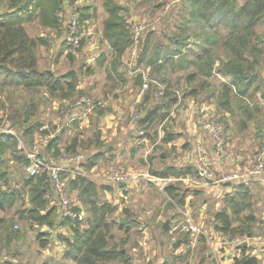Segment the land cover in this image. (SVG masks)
Masks as SVG:
<instances>
[{"label": "trees", "instance_id": "obj_1", "mask_svg": "<svg viewBox=\"0 0 264 264\" xmlns=\"http://www.w3.org/2000/svg\"><path fill=\"white\" fill-rule=\"evenodd\" d=\"M162 1L141 0V3L147 10L153 11L162 5ZM62 2L63 0H9L8 9L0 14V110L6 114L11 127L20 131L21 137H30V144L33 132L48 133L46 128H41L44 122L39 116V106L47 104L54 98L60 101L71 99L78 91V76L72 67L61 74H55L51 68L38 69L36 49L39 44H44L45 40L29 35L24 24L38 18L43 26H58L55 11H58L57 7H60L59 4L61 5ZM180 3L182 12H179L178 19L173 23L174 28L167 33L161 32L164 40H157L154 30L150 29L145 33L144 39L139 42L140 50L134 62L135 68L142 62L155 70L154 73H150L148 88L142 91L143 109L135 122L136 126L143 131L141 134L144 135L156 119H163L167 112L162 109L177 102L183 92L195 99L199 94L198 89L208 86L205 80L215 72L227 79L220 80L217 88L200 99L211 96L215 98L219 108L231 114V100L237 97L239 98L238 109L245 114L244 117L256 118L257 111H260L261 107L256 101L251 102L249 97L259 92V96L264 100V38L256 30L257 25L264 21V0H243L241 3H238V0H181ZM102 7L106 15L102 22L101 36L110 49V60L105 64L104 69L107 77H113L115 74L120 75L117 72V63L124 51L133 43L134 36L122 13L127 9L125 6L114 0H103ZM79 8L80 21L92 16L90 4ZM173 16L177 17V13ZM168 17V14L164 15L163 19L166 21ZM221 24L223 29L220 27ZM192 38L195 40H190ZM63 45L66 46L64 41ZM219 48L223 50L225 58L218 56ZM67 57L72 62L75 56L69 51ZM105 59L106 52H100L97 64L102 65ZM84 66L86 71L91 70L89 65L81 62L80 68ZM181 70H187L185 83L189 88L177 94L170 75ZM191 81L195 83L189 84ZM160 85L163 90L157 98L155 95ZM139 87L141 88V85ZM39 92L42 94L37 97ZM97 112L96 118L102 114L101 110ZM262 114L264 123V113ZM77 121L72 120L68 123L75 126ZM65 128L66 126H61L56 134L50 136L45 149L52 148L55 153L60 154L58 142L65 133ZM226 128L227 126L225 130ZM25 142L27 143V140ZM100 144L96 133H92L86 145H83L79 133H76L69 140L64 141L63 152L74 154L81 145L98 147L101 146ZM103 152L105 150L84 154V161L81 164L86 168L93 167L96 159ZM36 154L37 157L42 156L40 153ZM11 160L22 165L30 162L26 152L18 146L15 134L0 129V181H2L0 182V207L5 199L19 194L18 189L9 184L8 169L11 167L9 164ZM151 171L158 176L196 175L195 168L191 166L179 168L168 166ZM178 183L169 182L164 186L168 196L167 203L170 206H175L173 203L184 204L186 194L190 191L193 194L200 192L198 188L186 189V187H180ZM22 185L28 186L27 192L31 206L24 207L19 213L20 216L24 215L38 225L53 228L58 225H67L71 229L70 237L64 234L57 235L58 240L63 243V258L69 259L73 264H108L117 259L126 262L127 256L123 249L109 244L114 239L112 229L115 223L109 220V215L115 206L109 201L98 199L96 183L90 177L75 174L67 178L66 189L77 191L84 211L88 212L85 226L82 228H80L79 214L81 208L75 204L70 207L72 216L60 215L58 221L55 219L56 201L51 198L52 204L47 202V196L54 197L47 168L34 176L28 174L23 176ZM110 187L109 184H99V189L106 190ZM236 189L233 193L227 192L222 200L223 207L214 211V227L228 236L253 235L254 217L251 213H246L244 219L237 224L234 223L239 213L250 208L251 204L249 188L239 183ZM163 220L157 224L161 233L166 231L162 228ZM0 222H2L1 218ZM116 224L120 229L125 221L119 219ZM17 228L16 225L15 229ZM128 228L127 223L125 229ZM48 234V231L38 234L41 247L46 246ZM203 238V236L199 238L201 242ZM181 242H187L186 235L178 239V244ZM238 249L240 254L233 256V264H259L257 257L247 252V246L241 245Z\"/></svg>", "mask_w": 264, "mask_h": 264}, {"label": "rangeland", "instance_id": "obj_2", "mask_svg": "<svg viewBox=\"0 0 264 264\" xmlns=\"http://www.w3.org/2000/svg\"><path fill=\"white\" fill-rule=\"evenodd\" d=\"M114 1H120L121 4L127 8L125 11H122V13L126 18L129 27H131V25L135 22L144 25V29L141 34L137 39L133 40V43L124 51L120 57L119 63H117V70L120 75L115 74L112 78H109V80H116L115 83L117 82L114 86H111L112 89L116 88V91H114L115 94H121L124 91L121 90L122 86L119 84V82L123 79L126 80V76H129V66H133L136 60L140 50L139 42L144 39L145 33L150 29L154 30L157 40H162L163 38L161 37V32H168L174 28L173 23L178 19V14L179 12H182V8L180 3L181 0H163L162 5L153 11L147 10L145 6L142 5L141 0ZM242 1L243 0H238V3H241ZM8 2L9 0H0V14L6 12L8 9ZM85 4L91 5L92 10H90L92 16L80 21V23L86 27L87 34L83 38L80 47L76 49L74 53L72 52L75 57L71 62V60L67 57V52L70 50L67 46H62V39L66 31L69 16L73 13L79 15L78 8ZM102 4L103 0H63L61 5L59 4L60 7H57L58 11H55V15L57 16L59 23L58 26H43L38 18H34L31 21L24 23L29 35L38 38H44L45 40V43L39 44L36 49L39 70L51 68L55 74H61L72 67L78 76V91L71 99H62L60 101L58 98H54V100L49 101L47 104H41L39 106V116L44 122L41 128H46L48 133L42 134L37 131L33 132L31 136V144L30 137H21L20 131L11 127L6 114L0 110V129L15 134L18 141V146L23 148L24 152H26V155L29 152L34 154L40 153L42 156L37 157L34 155V158L40 160L44 164L49 165L52 162H56L63 153L64 141L69 140V138L76 133H79V138L82 139L83 145L87 144L92 133H96L99 137V141L101 142V146L98 147L95 145L83 147L81 145L77 148V152L86 155L89 152L91 153L105 150L106 99L104 66L108 60H110V49L106 45L105 40H102L101 36L102 22L106 15ZM176 13L177 17L173 16V14ZM167 14L169 15V20L165 22L163 17ZM220 27L223 29L222 24ZM256 30L260 32L264 38V21L257 25ZM190 40L194 41L195 39L192 38ZM39 41L41 42L40 39ZM133 47H135V54L131 53ZM102 51L106 52V59L102 65H98L96 56ZM217 51V54L220 58L226 57L221 48H219ZM91 52L92 55L90 54ZM81 62H84L86 65L88 64L91 67V70L86 71L85 66L80 68ZM132 69V72L134 73L137 70L135 67ZM141 69L143 68L138 66V70L140 71ZM154 72V69L149 70V73ZM186 72L187 70H181L170 75V80L173 81V87L176 89L177 94H180L182 91L188 90L189 88L187 83H185ZM226 79L227 77L221 76L215 72L211 77L205 80L208 86L202 88L201 90L198 89L199 94L194 100L198 101L200 98L206 97V95L210 94V91L217 88L220 80ZM175 81L178 83H174ZM194 83L195 81H191L189 84ZM23 94L25 93L23 92ZM39 94H42V92H39L37 97ZM155 96L157 97V94ZM80 97H89L93 100H100L103 103V106L97 109L87 118L79 119L76 123L77 125L75 126L66 122L68 125L67 128H70L69 130L67 129L65 131L60 142H58V148L61 150L60 154L55 153V150L52 148L45 149V144L47 143V140L50 138V136L52 134H56L63 123H65L63 120H66L67 117L66 113L68 103L73 102ZM249 99L251 102L256 101V103H258L261 107V110L257 111L258 116L256 118L247 119L244 117L245 114H243L238 109L239 98L237 97L231 100V114L229 112L226 113V111L219 108L215 102V98H212L209 101V97L204 98V101L206 100L207 102L205 101L201 107V111L198 110L200 114L198 115L197 120L201 122V126L202 123L210 119L219 120L223 125L225 124V127L227 126L226 129L229 128L230 124L233 126V133L229 131L228 134V130L224 129V137L226 142L224 152L221 155H217L220 157L228 154V161H230V159L232 160L234 151L237 152L240 150V147H247V151L249 150L248 147H250L251 149L249 153L250 156L252 155V158L258 149H264V123L262 119V113H264V100L259 96V92L252 94ZM60 102H62V104H60ZM99 110L102 111V114L96 118L98 113L97 111ZM129 113V117H126L125 119L126 123L127 121L133 122L132 116L134 114L137 113L138 116L140 115V111L138 110L130 111ZM227 119L228 121L231 120L229 122L230 124H228ZM173 124H176V128L177 126H180V122H173ZM203 130L205 131L204 128ZM205 133L207 134L206 131ZM138 134L142 135L139 132ZM207 138L209 139L208 142L211 144L210 138ZM25 140H27V143ZM156 149L160 150L161 148L157 146ZM70 154L71 153H69V155ZM129 158V160L133 159L131 156ZM9 164L11 165V167L8 169L10 176L9 184L11 187L18 189L19 194L14 195V197H7L8 199H5L3 201L2 207H0V218L2 219V222H0V264H73L69 259L62 257L63 243L57 238L58 234H64L68 237L72 236V231L67 225H58L56 227L54 226V228L48 227L46 225H38L26 218L24 215H19L20 211L24 207L31 206L27 192L28 186L22 185V178L27 174L26 167L28 164L22 165L13 160L9 161ZM117 164L123 165L129 170H147V167L145 165L143 166L142 161L139 159L133 160L132 163L123 160L113 162L106 161L104 152L98 157V159H96L93 167L86 168L81 164V168L84 170V175L90 177L96 183V195L98 199L109 201L110 204L115 206V209L109 215V220L115 221L112 229L114 239L109 244L123 249L127 259L126 262H123L121 259H117L108 262V264H220V261L225 257L224 255L223 257L221 256V253L225 254V250L222 246H225L227 250H229V247H233L231 249L232 251L230 250L233 253L235 250L237 251L243 242L248 243L249 240L253 238V236L256 237L260 235L258 224L261 223L264 225V218H261L260 216V211L264 210V185L260 188L259 186H255L250 189V208L239 213L238 218H236L234 221V223L237 224L241 221V219H244L246 213H251L254 217V221L252 222L253 235L248 236V234H244L245 236L243 242L239 245H234L228 240L230 236L222 234L214 227L215 219L213 217V213L215 210L223 207L222 200L227 192L221 194L220 203L216 207H214L215 200L207 199L206 196L202 197L201 194H194L193 196L192 191L189 192V197L186 199L184 204L180 205L178 203H173L175 206H170L167 203L168 199L166 198H168V196L164 191V187L160 188V190H156L153 186L146 184L148 186L147 189L143 191L142 187L140 190L136 189V184L139 183L142 186L144 183L140 182V178L142 177L141 173H138L139 175L136 178L134 186H127V184H124L125 187L121 186L120 188L118 185H116V183L106 181L103 177L105 171L111 166ZM155 164L159 165L160 163L155 161ZM47 165L41 166L39 172L47 168ZM249 165L251 166L250 168H252L254 166L253 161H250ZM235 169V164L232 167H230V165H225L224 168L216 171V174L218 177H220L221 175ZM133 172L136 173L135 171ZM179 183L180 187L187 185L191 186L193 189L201 188L200 185L189 184L188 181H184L182 179L179 180ZM99 184H109L111 187L110 189L106 190L99 189ZM224 184L210 181L208 186H221ZM67 191L70 203L81 208L79 214L81 220L80 228H82L85 226V218L88 215V212L86 210L84 211V206H82L81 202L79 201L77 191L71 189H68ZM51 198L53 197L47 196L48 204H52ZM203 198H206L208 203L204 208H201L200 203L203 202H201ZM157 203L160 205L158 212L161 211V219L158 222L155 220H149L145 212L147 210L148 214L150 215L154 213V206ZM169 212H174V218L171 220L169 219V223L166 228L167 232L161 233L157 223H159L164 218L165 220L169 218ZM182 212H186L199 226L200 231L202 232L198 237L196 245L191 248L186 247V243L184 242L179 244L177 243L175 246H173L175 240H178L179 238H176L177 235L170 234L168 231V227L173 220H181L183 218ZM60 215H62L61 209L57 207L55 210V219L57 221ZM119 219H124L125 224H129V228L125 229V224L122 225L120 229L117 228L116 221ZM145 221L148 222V225L146 226L144 225L145 223H143ZM13 224L17 225L18 228L15 229ZM14 230L17 231L15 232ZM45 231L49 232L47 235L48 241L45 247H41L39 245L40 237H38V234ZM214 231H218V234H213ZM201 236L204 237L202 242L199 239ZM254 247L256 248V253H259L258 244L253 245V248ZM251 250L252 243L249 248L250 254L252 253ZM163 254L167 257V260H165L164 263L161 261V256ZM257 259L259 264H264V261L261 260V258ZM230 264H233V260L230 262Z\"/></svg>", "mask_w": 264, "mask_h": 264}, {"label": "crops", "instance_id": "obj_3", "mask_svg": "<svg viewBox=\"0 0 264 264\" xmlns=\"http://www.w3.org/2000/svg\"><path fill=\"white\" fill-rule=\"evenodd\" d=\"M166 2V1H165ZM121 4V2L119 1ZM80 12V8H78ZM169 20V18H168ZM166 20V21H168ZM165 21V22H166ZM167 33V32H164ZM169 35H171L169 33ZM64 40L62 39V42ZM92 55V52L90 53ZM99 54L96 56V61L98 59ZM84 63V62H83ZM86 65V64H85ZM88 65V64H87ZM138 66L142 68H147L150 70L148 66H145L142 62L139 63L136 67V71L138 70ZM129 76H126V80H121L119 84L122 86L121 94H115L116 88L114 86L116 80H109L105 73V99H106V107H105V160L109 162L123 160L129 161L132 163L133 160L142 161V165L147 167V170L141 169H132L136 173H141L142 177L140 178V182H144L142 186L138 183L136 184V189L140 190L142 187V191L147 189L148 186H153L156 190H160L158 184L162 183L163 178H171L169 182H179L180 177H175L172 175L169 176H158L152 173L151 170H161L168 166H174L175 168L191 166L195 168V160L197 155V147H202L212 162L216 171H219L221 168H224L225 165H230L232 167L234 164L236 166L237 171L243 172L246 169L250 168V161H253L254 158L250 156V147L247 151L246 148H239L237 152L234 151V156H232V160L228 161L229 156H217L213 150V147L208 142V136L203 130L201 126V122L197 120L198 115L200 114L201 107L205 103L204 99H199L195 101L191 95H185L183 92L180 95V98L177 102L172 103L168 108H163L162 111L167 112L163 119L154 121L151 127L148 129V133H144V135L138 134L140 130L135 122L125 121L126 117H129L130 111H141L142 101H143V90L139 87L138 84L134 82L135 73L132 72V68L135 67L129 66ZM118 72V70H117ZM119 73V72H118ZM111 81V82H110ZM78 86V85H77ZM213 97H209V101ZM208 101V99H207ZM206 101V102H207ZM199 110V111H198ZM196 118V120H195ZM229 119V118H228ZM227 119V121H228ZM231 120L228 121L230 124ZM63 125L67 128V120H63ZM174 123H179L180 126H177ZM68 123V122H67ZM233 126L229 125L227 129V133L229 131L232 132ZM235 129V128H234ZM138 131V132H137ZM143 132V131H142ZM233 133V132H232ZM159 146L161 149L157 150L156 147ZM248 146V145H247ZM250 146V145H249ZM133 157V159L129 160V157ZM252 158V160H251ZM155 161H158L160 164H155ZM150 169V171H149ZM234 169V168H233ZM196 170V168H195ZM148 176H153L156 178L155 181L149 180ZM190 175V174H187ZM183 177V176H182ZM158 179V180H157ZM173 180V181H172ZM176 180V181H174ZM167 182V183H169ZM166 183V184H167ZM242 183L249 188V190L255 186L264 185V172L259 174H252L248 176H244L243 178L235 179L230 184H224L221 186L211 185V186H201L198 188L202 197L206 196L207 199L215 200L214 207L218 206L220 203V197L222 193L226 192H235L236 185ZM147 184V185H146ZM130 186H134V183L129 184ZM180 186V183H178ZM186 189L191 188V186L185 185ZM189 192L186 194L185 201L189 197ZM194 196V194H193ZM203 198L200 203L201 208H204L207 205V199ZM207 200V201H206ZM261 202V201H260ZM213 206V205H212ZM160 205L155 204V212L151 215L148 214L146 210V214L149 220L159 221L160 212H158ZM212 208V207H211ZM205 211V210H204ZM210 212V211H208ZM169 219L174 218V212H169ZM261 218H264V210L260 211ZM163 220V219H162ZM165 221V218L163 222ZM156 222V223H157ZM144 225H148V222H143ZM155 223V224H156ZM158 224V223H157ZM163 225V224H162ZM163 228V227H162ZM258 228L260 229V235L253 236L247 243V252H249L250 245L252 243V255H255L257 258H261L264 261V225L258 224ZM165 231L164 233H166ZM212 233V232H211ZM210 233V234H211ZM218 234V231H214L213 234ZM258 244L259 253H256V248H253V245ZM225 250V254L221 253V256H225L220 264H230L233 259V256L239 255L240 250L237 249L235 252H231L232 248L227 247L229 250L222 246ZM231 250V251H230ZM250 253V252H249ZM167 260L166 255L161 256V261ZM262 264V263H261Z\"/></svg>", "mask_w": 264, "mask_h": 264}, {"label": "built area", "instance_id": "obj_4", "mask_svg": "<svg viewBox=\"0 0 264 264\" xmlns=\"http://www.w3.org/2000/svg\"><path fill=\"white\" fill-rule=\"evenodd\" d=\"M143 29L144 25H142L141 23L135 22L131 25L130 30L133 33L134 39L138 38ZM86 30V27L80 23L78 14L73 13L69 16L66 31L63 35V40L66 46L69 48L70 52L74 53L76 49L80 47L83 38L87 34ZM131 53H136L135 47L132 48ZM140 71L142 76V83L140 85L141 89L144 90L148 88L151 77L147 68H143ZM162 90L163 87L160 85L156 94H161ZM102 106L103 103L100 100H93L89 97H80L77 100L68 103L66 120L67 122H70L72 120L87 118ZM137 118L138 114L136 113L132 116L133 122H136ZM202 127L207 132L216 155L223 154L226 144L224 137V125L217 119H210L202 123ZM139 133H142V131H139ZM34 155L37 156V154H34L32 152L27 153L30 163L26 167V172L30 176H34L35 174H37L41 166L47 165L34 158ZM84 157V154L80 152L71 155L63 152L56 162H52L47 165L48 177L53 187V198L54 201H56L57 207L61 209V213L63 216L73 215L72 210L70 209L72 204L70 203L68 192L66 189L67 178L68 176H73L75 174L84 175V170L81 168V163L84 161ZM253 158L254 166L252 168H248L243 172L233 170L218 177L216 174V169L213 167L212 162L209 160L205 150L202 147L198 146L195 160L196 175H186L184 177H180V179L188 181L189 184L208 186L210 181L224 184L225 182H232L233 180L243 178L244 176L264 172V149H258ZM138 175V173H134L132 170L127 169L123 165L117 164L107 169L103 177L106 181L114 182L118 186L121 182H123L125 185L127 184L128 186L129 184L136 182V178ZM147 178L152 181L156 180V178L153 176L147 175ZM170 180L171 178H163V182L158 184V186L160 188H163L165 184ZM125 185L122 187H125ZM119 187L121 188V186ZM182 214L183 218L181 220H173L170 223L168 231L170 234L177 235L176 238H181L182 235H186V247L191 248L196 245L198 237L202 232L200 231L199 226L186 212H182ZM244 236V234H234L230 236L228 240L231 244L239 245L243 242Z\"/></svg>", "mask_w": 264, "mask_h": 264}, {"label": "water", "instance_id": "obj_5", "mask_svg": "<svg viewBox=\"0 0 264 264\" xmlns=\"http://www.w3.org/2000/svg\"><path fill=\"white\" fill-rule=\"evenodd\" d=\"M134 82L138 85H140L142 83V76H141V71H136L135 75H134ZM231 182H225V184H230ZM124 183L121 182L119 183V186H123ZM169 223V218H167L164 222H163V229H166ZM248 236H251L250 234H248ZM178 243V240H175V242L173 243V246H175ZM242 246H247L246 242L242 243Z\"/></svg>", "mask_w": 264, "mask_h": 264}]
</instances>
